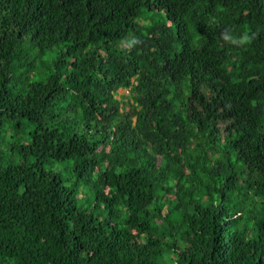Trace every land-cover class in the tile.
Listing matches in <instances>:
<instances>
[{"label": "trees", "instance_id": "16d2710c", "mask_svg": "<svg viewBox=\"0 0 264 264\" xmlns=\"http://www.w3.org/2000/svg\"><path fill=\"white\" fill-rule=\"evenodd\" d=\"M23 121L0 264H264V0H0V135Z\"/></svg>", "mask_w": 264, "mask_h": 264}, {"label": "rangeland", "instance_id": "374dc122", "mask_svg": "<svg viewBox=\"0 0 264 264\" xmlns=\"http://www.w3.org/2000/svg\"><path fill=\"white\" fill-rule=\"evenodd\" d=\"M35 53V51H34ZM59 55V46H55L52 50L47 51V53L44 56H40L37 59L38 65L36 67V70L32 74L33 79H40L43 78L46 74H48L52 68L54 61L58 58ZM129 90L127 89H119L118 97L120 98L121 95L124 93H128ZM24 124V127H21L17 130H15L10 123L7 124V126L4 127L2 131V136L0 135V145L2 146L4 152V160L5 163L8 160H13L15 162H19L21 160L20 155L15 152L14 150L10 149V146H8L5 142V139H11L13 140H21L20 137L23 139L24 136L26 137L25 140H29L31 137V132L34 129V125H28L22 122ZM11 135L12 138H11ZM24 140V141H25ZM67 162H59L55 165V168L60 170V173L63 177V179L66 181V183L70 184L69 179H72V171L70 167H66ZM47 168H51L50 164H47ZM246 177H249L251 179L257 178L255 174L248 172L246 173Z\"/></svg>", "mask_w": 264, "mask_h": 264}]
</instances>
